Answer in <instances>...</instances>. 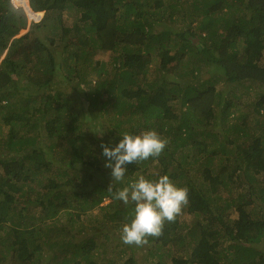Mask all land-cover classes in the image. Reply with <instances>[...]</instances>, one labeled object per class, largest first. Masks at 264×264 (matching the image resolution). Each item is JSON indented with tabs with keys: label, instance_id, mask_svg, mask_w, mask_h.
Here are the masks:
<instances>
[{
	"label": "trees",
	"instance_id": "1",
	"mask_svg": "<svg viewBox=\"0 0 264 264\" xmlns=\"http://www.w3.org/2000/svg\"><path fill=\"white\" fill-rule=\"evenodd\" d=\"M30 2L48 11L41 25L15 38L26 27L25 13L13 14L10 0H0V58L7 51L0 62V264H53L62 255L61 264H99L96 235L85 247L76 236L60 239L55 227L64 216L71 226L83 223L109 199L99 214L112 222L108 234L120 233L135 206L113 194L140 176L162 175L189 189L183 212L195 222L186 231L176 218L161 236L149 237L147 264H264V0H192L175 10L165 0ZM181 10L178 22L174 15ZM66 15L75 20L71 27L64 26ZM100 51L117 54L114 77L109 84L91 83L81 95L86 101L93 96L92 106L104 87L110 96L117 92L125 99L115 103L118 113L132 107L126 101L138 100L136 120L105 121L107 100L86 124L65 92L43 93L52 84H88L79 67ZM190 52L203 56L199 65ZM152 64L163 75L145 85ZM177 66L185 68L180 75L167 74ZM105 67L94 71L100 75ZM203 73L208 78L202 82ZM220 77L230 86L223 91H217ZM238 86H247V95L259 89L255 102L227 92ZM230 95L235 102L226 100ZM147 130L169 141L159 158L126 165L125 180L111 192L107 181L88 186L95 180L92 169L115 163L102 144L114 149L124 133ZM41 138L54 143L44 147ZM84 195L86 204L77 206ZM163 255L172 262H162ZM123 264L144 263L131 257Z\"/></svg>",
	"mask_w": 264,
	"mask_h": 264
},
{
	"label": "rangeland",
	"instance_id": "2",
	"mask_svg": "<svg viewBox=\"0 0 264 264\" xmlns=\"http://www.w3.org/2000/svg\"><path fill=\"white\" fill-rule=\"evenodd\" d=\"M192 0H165V3L167 4H173L174 6V10L175 9H179L182 5H184L185 3L189 2L191 3ZM48 11V10H47ZM47 11H45V15L47 13ZM181 12H183V10L177 12L174 16L179 17L178 22H180L182 20V15L180 14ZM64 21H65V26H72V22L75 20H71L69 16H64ZM187 21V22H186ZM185 23H188L189 19L186 18ZM180 25H183L181 23H179ZM178 24V25H179ZM23 32V31H22ZM21 32V35H22ZM200 32H198L199 34ZM194 43L196 45L199 44V39L198 38H194ZM194 50V49H193ZM157 51H155L152 55L154 57V61H159V57ZM190 56H191V61L192 63H194L193 65H199L201 63V60L203 59V56H195L194 54H192L190 52ZM186 57H189V54L187 53ZM117 60V54L110 52V51H100L97 52L94 57L91 59V63H88L87 65H83L81 66V70L83 73H87L88 74V78H87V83H83L81 86L79 85V88L77 87V84H75V86H70L68 84L64 85V84H52L51 86H49V88H46V92L43 93H48L51 95H55L58 90V88L61 90L60 92H65V95H68L72 100H74L73 104L75 105L76 109L78 112H83L86 117V120H84V122L86 124L91 123L92 119H94L96 117L97 114H99L100 109H101V104L103 102H106L107 100L110 101V104L107 106V110L108 113L105 114V116L103 117V119L106 121L108 119H111L113 117L119 118L121 120L126 121L128 118L133 117L134 120H136V117L141 116V113H138L136 111V114H133V112L136 110V108L138 107V100L134 101V104H132L129 101H126L129 105H132V107H126L124 111L119 112L118 113V109L115 106V103L119 100V101H125V99L123 97H121V95L117 92H114L111 96L109 94H107V88L104 87L103 89H101L100 91V95L98 97V101L97 104L90 106L92 102V97L90 96V98L88 99V101H86V97L85 95H81V91L82 93H84V91H89L91 88V83L92 86H97L99 82H103V83H110V81L113 79L114 77V67L115 64H117L116 62ZM186 60V59H185ZM1 62V61H0ZM116 62V63H115ZM84 63L81 62V65ZM105 64L106 67V71L103 72L102 74L98 75V72L94 71V69H100V65L101 64ZM118 65V64H117ZM185 68L181 67V66H177L176 69L174 70H169L167 72L173 75H180L183 70ZM163 75V73H159V70L157 68V66L155 64L151 65L150 68V72L148 74V76L145 78V81H148L147 84H152L154 81H157L156 79H160V77ZM15 79L16 77L13 76ZM208 77L206 76V74H202L199 77V81H205ZM181 80V79H179ZM187 80H191V78L187 79ZM220 82H217V91H223L224 88L230 87V86H226L225 87V82L223 78H219ZM144 85V86H145ZM246 87H234V88H230L227 90V92H235L236 94L245 97V99H248L249 103H253L255 102V92H258L259 89H255L253 88V92L249 95L245 94L246 93ZM22 89H25L23 87H21ZM20 90V93L22 95H26L27 91L26 90ZM26 91V92H25ZM62 92V93H63ZM113 95H115V97L113 98ZM27 96V95H26ZM89 96V95H88ZM226 100H230V101H236V98H234L233 96H229L226 97ZM13 101V100H12ZM225 101V99H224ZM2 105H6L7 101L1 99ZM121 108V107H120ZM246 111V109H245ZM135 113V112H134ZM90 116L92 119H90ZM229 124V121H228ZM30 127V126H28ZM25 130H23L24 132ZM31 131V130H30ZM4 133L7 134V128L4 129ZM102 137V136H99ZM42 139V145L44 147H49L50 145H52L54 142L48 140V144L45 145V138H41ZM92 173V175H95V180L94 182H89L88 186L90 187L91 183L94 184H98V183H106V181L108 182L107 184L110 186L113 181H112V177L111 174H109V172L111 173V170L103 167V171H98L97 169H92L90 171ZM97 180V182H96ZM114 185V184H113ZM83 185L78 187V184L74 185V189L76 192L82 191L84 192L82 188ZM111 201L109 199H105L104 202L102 204H100L98 207L93 208L92 214H87V216H85V220L83 223H81L82 221L78 222L77 224H75L74 226L71 224H69V221L67 220L68 218H66V216H64V218L62 219V221L59 222L58 227L62 228V231H60V229L58 227H55L57 229L58 232H60L62 235H60V239L61 238H66V237H77V241H80L81 243H85V247H88L87 245V241L90 237L93 236H97L98 239V247L96 249V253H98L97 255L99 256L98 258V262L99 264H123L126 263L131 257H134L138 260V262L147 264V262L149 261L148 258H146L147 255L150 256V251L152 249L151 245L148 243L147 245L143 246L140 250H136L135 253L133 251V248H135V246H128L125 245L121 242L120 240V233H113V234H108L107 230L108 228L111 227L112 222L109 220V223H107L106 219H103V214H99L101 212V210L99 208L101 207H106ZM82 204H86V200H85V195L84 198H79L76 205L80 206ZM80 212V211H79ZM99 215L97 217V219L99 221H96V223H92L95 222V215ZM92 215V216H91ZM91 216V217H90ZM259 217V216H258ZM257 217V218H258ZM179 219L180 224L186 229V231L189 230V227H191L194 222L195 219L193 216H189L187 214H184V212L182 211V213L177 217ZM231 219L235 220L237 219V215L234 214L230 217ZM94 219V220H93ZM104 225H107V227H104V229L106 228V232L102 231L100 232L99 229L103 228ZM82 231V233L78 234V232ZM226 247L231 245V242H225ZM264 245V244H263ZM263 245H259V249L263 248ZM131 247V248H130ZM102 253V254H100ZM66 256H60L58 258L57 261H55V263L53 264H61V262L64 260ZM90 258L94 259V255L92 254L90 256ZM81 259V258H78ZM150 259L152 261V258L150 256ZM161 258H156L154 259L155 261L159 260ZM162 262H172V259L170 256H166L163 255V260ZM151 264V262L149 263Z\"/></svg>",
	"mask_w": 264,
	"mask_h": 264
},
{
	"label": "clouds",
	"instance_id": "3",
	"mask_svg": "<svg viewBox=\"0 0 264 264\" xmlns=\"http://www.w3.org/2000/svg\"><path fill=\"white\" fill-rule=\"evenodd\" d=\"M17 3L18 0H10L9 10L13 14H17V11H23L26 27L22 29L23 32L21 31L22 35L20 32L15 38L27 34L32 27L41 25L45 17V11L34 10L30 0L27 5V12L17 10ZM41 12H43V16H39ZM63 23L65 26L64 20ZM6 54L7 51L0 58V61L5 58ZM81 66L83 64L79 67L80 71H82ZM67 75L73 76V71ZM121 136L122 139L114 149L104 144L101 145L103 155L109 161L115 162L114 164L111 162L105 164L106 168L111 169L113 181L109 187V192L112 191L113 184L125 180L126 165L138 164L149 158H159L169 143L168 139L162 137L156 130L143 131L139 135L124 133ZM113 195L116 200L122 201L125 205L131 202L135 206L134 217L131 222L124 224L120 230L121 242L135 247L147 245L149 237L161 236L165 224L175 222L183 208L189 203V189L177 186L172 182L169 175H162L156 180H149L140 176L134 182L117 190Z\"/></svg>",
	"mask_w": 264,
	"mask_h": 264
},
{
	"label": "built area",
	"instance_id": "4",
	"mask_svg": "<svg viewBox=\"0 0 264 264\" xmlns=\"http://www.w3.org/2000/svg\"><path fill=\"white\" fill-rule=\"evenodd\" d=\"M28 2L29 0H18L17 10H24L25 12H27Z\"/></svg>",
	"mask_w": 264,
	"mask_h": 264
},
{
	"label": "water",
	"instance_id": "5",
	"mask_svg": "<svg viewBox=\"0 0 264 264\" xmlns=\"http://www.w3.org/2000/svg\"><path fill=\"white\" fill-rule=\"evenodd\" d=\"M29 11L31 12V10L29 9Z\"/></svg>",
	"mask_w": 264,
	"mask_h": 264
}]
</instances>
